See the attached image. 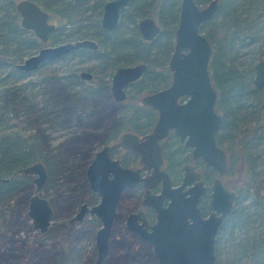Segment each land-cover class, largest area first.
<instances>
[{"label": "trees", "instance_id": "obj_1", "mask_svg": "<svg viewBox=\"0 0 264 264\" xmlns=\"http://www.w3.org/2000/svg\"><path fill=\"white\" fill-rule=\"evenodd\" d=\"M15 1L0 0V177L10 176L6 181L0 180V264L9 263L10 258L17 261L19 255L16 246L10 245L15 231H11L9 214L4 213L6 207L10 209L16 204V215L25 221L26 199L33 189L30 176L17 172L18 168L41 161L47 172L45 184L54 182L62 192L63 185H77L82 180L84 155L95 144L114 139L124 128L137 129L140 125L144 128L149 124L137 119L144 107L112 101L107 76L116 64L123 62L144 61L147 68L164 65L172 44L179 2L130 0L121 10L116 27L106 31L99 25L105 0H33L55 21V28L43 42L31 30L20 26ZM194 1L204 4L208 0ZM145 15L154 16L161 26L154 46L147 49L139 44L135 27L136 19ZM214 22L222 32L221 42L212 40L209 24ZM199 30L212 45L207 69L216 91L214 107L221 116L215 141L227 158L222 179L236 193L214 238L215 262L264 264V192L259 167L264 164V116L260 120L253 117L252 126H240L246 116L251 118L253 112L264 110V86L252 84V64L264 59V0H217L214 14L200 24ZM85 36L96 39V50L72 49L30 72L15 67L16 62L40 46ZM244 38L247 40L240 46L256 45L248 47L247 60L237 63L232 60L234 54L227 52ZM101 49L104 55L100 58ZM84 59L94 62L79 65ZM54 61H63V67L45 72L44 67ZM82 68L93 71L92 83L78 78L77 71ZM143 83L134 85L135 93L149 88L140 86ZM14 120L25 122L16 124ZM46 128L62 129L66 133L51 143ZM64 196H60L61 200L69 203ZM70 202H80V196ZM60 234L63 239L60 243L39 251V264H72L71 253L78 255L74 251L75 243L65 233ZM130 241L122 246L111 245L102 264L155 262L147 242L136 236H131ZM25 256L28 259L29 255ZM84 264H93V252Z\"/></svg>", "mask_w": 264, "mask_h": 264}, {"label": "water", "instance_id": "obj_2", "mask_svg": "<svg viewBox=\"0 0 264 264\" xmlns=\"http://www.w3.org/2000/svg\"><path fill=\"white\" fill-rule=\"evenodd\" d=\"M127 1H105L99 18L101 27L108 30L113 28L117 23L119 9ZM14 8L20 26L31 30L35 37L44 42L54 28L53 22H48V13L33 0H17ZM216 8L217 0H208L204 4L194 0H179L174 44L167 62L171 81L166 87L140 98L142 103L157 109L156 121L141 138L130 132L121 134L123 146L136 151L142 166L147 169L151 167L150 172L140 176L137 168H122L116 159L108 158L106 145L95 152L86 167L88 186L99 193L100 198L89 207L81 204L72 218L79 219L87 211L99 219L100 226L94 232V264H101L108 253L114 207L121 189L137 181L143 184L141 203L153 208L154 221L147 226L143 213L137 211L127 215L124 228L136 232L151 245L154 264H216L214 238L236 196L222 179L227 168V158L223 148L215 141L221 116L214 107L216 91L207 70L212 45L199 31V25L210 18ZM136 27L144 39L153 37L159 29L150 16L140 18ZM79 47L95 48L96 42L84 37L45 44L25 55L15 63V67L30 72L41 63ZM144 67L142 62L117 67L110 77L112 97L117 100L124 98L123 86L138 77ZM252 67L253 86H264V59H257ZM79 74L82 78L90 76L84 70ZM183 95L186 96L185 100L177 102V98ZM169 129L184 146L191 148L192 159L199 158L215 173L207 188L208 210L205 215H202L198 202L205 194L206 185L198 171L190 164H184L180 182L171 186L168 174L159 168L161 155L158 140ZM17 172L30 175L33 184V191L26 199L24 214L32 229L45 231L50 223L52 209L47 198L37 194L46 179L45 167L40 161H34L18 168ZM108 173L111 174L110 178ZM9 178L0 177V180L6 181ZM158 181L159 192L151 194L148 187ZM163 198H166L165 204H162Z\"/></svg>", "mask_w": 264, "mask_h": 264}, {"label": "flooded vegetation", "instance_id": "obj_3", "mask_svg": "<svg viewBox=\"0 0 264 264\" xmlns=\"http://www.w3.org/2000/svg\"><path fill=\"white\" fill-rule=\"evenodd\" d=\"M105 1H107V0H105ZM129 2H130V0H128L126 2V4L119 9L117 23L119 21V16H120L121 10L124 9L125 7H127ZM101 8H102V6H101ZM178 9H179V2H178ZM100 14H101V12H100ZM145 16H150L154 20V23L159 28L153 37H151L149 39H144L140 36L139 31L136 27L137 21L144 16L136 19L135 27L138 31L139 38L141 41L139 44L142 47L147 49L148 46H152V47L154 46L152 43H153L154 39L156 38V35L158 34V32L161 30V26H160L158 20L154 16H152V15H145ZM99 18H100V16H99ZM177 19H178V13H177ZM117 23H116V25H117ZM53 24H54V28H55V21L53 22ZM176 24H177V20H176ZM176 24H175V26L173 28V32H172V40H171L172 44L170 47V51H169L168 57L166 58V60L164 62V65L155 64L154 67H150V68L148 67L147 68V63L144 61L123 62V63L116 64L110 70V73L107 76L108 77V90H109V94H110L112 101L115 103H123L124 102L125 104H128L129 106H132L133 104H135L137 106L144 107V110H142L143 111L142 116H140L138 118L136 117V118L139 121L144 119V121L149 122V124L144 128H141L142 127L141 125L137 129H133L134 127H132V126H131L132 129L131 128H124L117 133V135L115 136L114 139H112L108 142L95 144L90 149V151H88L87 154L84 155L86 161H85V164L83 166L82 180H79L77 185H72V184H71L72 186H70V184L68 186H67V184L63 185L62 189H64V190L62 192H63V194H65L64 198L67 197L69 199V203L66 204L65 201L61 200V197H60L61 190L59 188H57L56 185H54V182L46 185L45 184L46 179H45L44 184L37 191V194L47 198L48 204L50 205V207L52 209V213H51V217H50V223L47 226V229L45 231H40L36 228L33 229V230H35V234L39 239L48 235V232L50 230H52L51 225L53 224V218L55 216H57L59 213L63 214V216L67 217V223L65 222V226L61 227V230L63 231V233H65V235L67 236V238L69 240L75 241L79 237H82L86 233L92 234L93 239H94V232L100 226V222H99L98 217L95 216L94 214L88 213L87 211H84V213L80 216L79 219L72 218V217L79 210V207L81 204H85L87 207H89V206H91V205H93L99 201V198H100L99 193L91 190L88 186V181L86 179L85 170H86L87 165L91 162L95 152L98 151L103 145L107 146L106 153H107L108 158L110 160L116 159L118 161L119 166H121L122 168H129V169H136L137 168L140 176H144L150 172L151 167L147 169V168L142 166V163L139 160V154L136 151L131 150L129 147L123 146V144L121 142V134L123 132H130V133L137 135L138 138H141L144 134L148 133L151 130L152 125L156 121V118L158 115L157 109L152 107L149 104L142 103L140 101V98L143 95L153 93V92H155L161 88L166 87L171 81V72L167 66V62H168V58L170 56V53L172 51L173 44H174V29L176 27ZM99 25H100V22H99ZM116 25L109 30L104 29L103 27H101V25H100V27L106 31H111L116 27ZM85 37L93 39L96 42V47L95 48L79 47V48L96 50L98 48V43H97L96 39H94L93 37H89V36H85ZM81 38H84V37H81ZM75 39H77V38H75ZM105 39L106 38H103L102 40L104 41ZM68 40H73V39H68ZM98 55L100 58L104 55L102 49ZM86 60H88V59H86ZM140 62L145 64V67H144L143 71L141 72V74L138 77L134 78L133 80L127 82L123 86L122 89L124 92V98L119 99V100L114 99L111 95L110 88H109L110 77H111L112 73L114 72V70L119 66H128V65H132V64L140 63ZM207 65H208V63H207ZM82 70L89 72L90 76H88V78H82L79 74L80 71H82ZM101 73H103V72H101V70H100V74ZM105 74H106V72H105ZM77 76L79 79H81L85 83H92L95 80L93 71L92 70L90 71V70L84 69V68L79 69L77 71ZM103 78H105V76H103ZM162 78H164L163 82H161ZM139 82H145V83L141 84L140 86L144 87L146 85V86H149V88L146 90H144V88H142L141 90H138L137 93H135L134 92V85L136 83H139ZM153 83H158V84L153 85ZM128 96H131L130 100H128ZM133 98H135V99L132 100ZM185 98H186L185 95L179 96L177 98V102H181V101L185 100ZM158 143H159L160 155H161V162L159 164V168L165 170V172L168 174L170 182H171L170 183L171 186L177 185L180 182L181 177H182V173H183L182 166L184 164H190L191 166H193L194 169H196L198 171L200 177L203 179V182L206 185L205 194L203 196H201V198L198 202V206L201 210L202 215H205L207 210H208L207 196H206L207 188L211 182V179L215 175L214 171L211 169V167L205 165L199 158L192 159L191 155H190V149L191 148L189 146H184L183 142H181L178 139V136L174 132H172V129H169L167 134L158 140ZM45 171H46V169H45ZM107 175L109 178L111 177L110 173H108ZM30 178H31V176H30ZM46 178H47V172H46ZM32 186H33V184H32ZM48 187H52L53 192H54V190H59V193L57 194L58 197L55 196L54 194H52L50 197H47L46 195L41 194L40 191L45 190ZM148 189H149V192L151 194L158 193L160 190V181L156 182V184L154 186L148 187ZM32 191H33V189H32ZM79 196H80V202L74 203V204H72L70 202V199H72L73 197H79ZM54 198H55V200H54ZM142 198H143L142 181L134 182L131 185L124 186L121 189L119 197H118L117 202H116L115 207H114L115 213H114V216H113V219L111 222L110 234L108 237V253L105 256V258L102 260L101 264L103 263V261L108 256L109 251H110V247L114 243L117 246H119V245L122 246V245L126 244V242L130 241L131 236L132 237L136 236L139 239L147 242L146 240L139 237L136 232H133V231H130V230H127L124 228V224H125L127 215L130 213H136L137 211H141L143 213V216L145 218L147 226L154 221L155 214H154L153 208L151 206H148V205H143L141 203ZM56 201L60 202V208H56V205H55ZM165 202H166V198H163L162 204H165ZM26 219H27V217H26ZM90 219L94 220L95 224L93 225V227L91 229H89L88 227H83L81 223L83 221H87ZM116 221L120 222V227H119V230L117 231L118 233L117 232L113 233V227H114V224ZM137 221L139 223L140 219L138 218ZM29 226H30V224H29ZM147 226H146V228H148ZM30 228H31V226H30ZM43 233H46V235H42ZM60 233H61V231H60ZM150 247H151V245H150ZM92 252H93V264H94L95 248L92 249L91 253ZM37 262H39L38 259H37Z\"/></svg>", "mask_w": 264, "mask_h": 264}, {"label": "rangeland", "instance_id": "obj_4", "mask_svg": "<svg viewBox=\"0 0 264 264\" xmlns=\"http://www.w3.org/2000/svg\"><path fill=\"white\" fill-rule=\"evenodd\" d=\"M48 21L54 22V19L51 16H49ZM214 24L215 22L209 24V27L212 28L211 30L212 40L214 41L220 40L221 42L222 32H220L219 29H216V25ZM246 40L247 38H244L241 41L238 40L234 44V47L230 49V51L227 52L229 55L234 54V57L232 56L233 57L232 60L236 61L237 63H241L242 61L247 60L248 54L250 51L248 47L251 48V45H253V47L254 45H256V43H252V44H249V46H243V47L240 46V44L242 42H245ZM235 47H237L236 51H235ZM92 62L93 61L84 59L79 65L81 64L89 65ZM62 64H63V61H54V62L49 63L46 67H44V70L45 72H48L51 70L54 71L56 69L58 70L63 67ZM252 115L254 116H251V118H249L250 115L246 116L244 121L240 123V126L241 127L248 126V125L252 126V124H255L253 117H256L257 120H260L262 116H264V110H259L257 113L253 112ZM22 116L24 117V115H20L19 117H22ZM14 122L16 124H22L25 121L21 120L20 122H16V120H14ZM25 126H27V124H25ZM46 129L50 131L49 133L51 136V143H56V141H58L59 139H62L65 135L64 133H66L65 130H62V129H57V130H51L49 128H46ZM259 167H260V178L262 179L261 180V191L264 192V164H261V166ZM40 192L41 194L46 195L47 197H50L52 194L57 196V194L59 193V190H54L53 192V188L48 187L47 189L41 190ZM61 195H65V194H62L61 192L60 196ZM55 205H56V208H60L59 201H56ZM15 210H16V204L15 206L11 205L10 209H9V206L6 207V212L4 213L9 214L11 231H15L11 235L13 240L11 244L10 243L9 244L12 245V247L16 246L15 252L18 253L19 255L17 257V261H13V260L11 261V258H10L9 263H6V264H39V262H37L39 251L50 247V244L52 243H57V242L60 243L63 240L62 235L60 234V231L63 234L61 227L65 226V222L67 223V217L63 216V214H60V213L57 216H55L53 218V224L51 225L52 230L48 232V235L39 239L35 234V230L30 228L29 221L27 219H25V221H22V218L16 215ZM21 223L23 224V227L19 226ZM81 224L83 227H88L89 229H91L95 223H94V220L90 219L87 221H83ZM119 227H120V222L116 221L113 227V233H116L119 230ZM74 243H75L74 246L76 247L75 248L76 250L74 251H76L78 255L75 256L74 255L75 253L73 252L71 253V257H73L72 264H84V261H86L88 256L91 254L92 249H94L93 235L90 233H86L82 237H79L77 240H75ZM7 244L8 242L5 244V247L7 246ZM26 254L29 255L28 259H26V256H25ZM26 260L28 261L26 262Z\"/></svg>", "mask_w": 264, "mask_h": 264}]
</instances>
